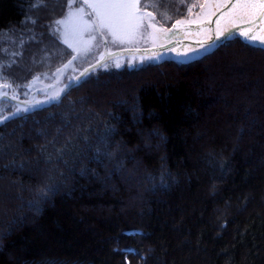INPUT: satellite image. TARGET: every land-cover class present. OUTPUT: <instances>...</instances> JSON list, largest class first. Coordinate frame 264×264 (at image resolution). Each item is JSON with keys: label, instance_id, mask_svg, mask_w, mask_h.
Instances as JSON below:
<instances>
[{"label": "trees", "instance_id": "16d2710c", "mask_svg": "<svg viewBox=\"0 0 264 264\" xmlns=\"http://www.w3.org/2000/svg\"><path fill=\"white\" fill-rule=\"evenodd\" d=\"M69 2L0 0L11 85L72 58L54 23ZM193 2L141 5L171 25ZM102 63L0 122V264H264V47L236 36L189 62Z\"/></svg>", "mask_w": 264, "mask_h": 264}, {"label": "rangeland", "instance_id": "374dc122", "mask_svg": "<svg viewBox=\"0 0 264 264\" xmlns=\"http://www.w3.org/2000/svg\"><path fill=\"white\" fill-rule=\"evenodd\" d=\"M88 2L89 0H78L80 5L76 6L74 3L71 8L68 7L62 19H65L68 12L80 7L84 8L85 13H92V9L87 7ZM237 2H242V0H196L189 7L188 15L185 18L177 19L171 25L157 18L148 7L141 8L142 13L151 12L155 19L151 17L144 19L141 27L132 36L125 37L123 42L114 43L106 30L103 38L94 30L85 32L82 40H72L70 37V42L81 49L85 46V42L89 41L90 36H96V39L91 41V50L85 54H77L73 48L69 47L73 52L72 58L69 60L71 63L68 61L45 77H33L24 85L13 86L8 82L10 87H2L6 79H4L5 76L2 73V67H0V95H10L12 100L19 102H16L14 112L1 118L0 122L29 110L31 105L53 101L88 65L100 61L103 62L100 66L103 70L139 68L163 60L189 62L210 52L221 42L229 39L226 37L236 36L242 37L251 44L264 47V44L259 41H250L240 34L242 30L249 28L256 10H248L247 13H244L242 9H232L231 5ZM195 7L196 10H194ZM213 19L214 35L211 28ZM94 20V15L83 16L85 22L92 23ZM177 21H181V23L178 24ZM150 23L154 27H150ZM80 26L79 22L74 21L67 26L57 25L56 30L63 41L66 30L71 32ZM224 29H228V32L216 39L218 33ZM250 34L264 37V18L260 20L258 30L253 28ZM73 56H76V59H73ZM3 63L7 64L8 62ZM117 64L120 66L117 67ZM19 88L22 89V92L18 90Z\"/></svg>", "mask_w": 264, "mask_h": 264}, {"label": "snow or ice", "instance_id": "6c2138e0", "mask_svg": "<svg viewBox=\"0 0 264 264\" xmlns=\"http://www.w3.org/2000/svg\"><path fill=\"white\" fill-rule=\"evenodd\" d=\"M75 2L76 0H70L68 6L71 8ZM41 3H43V0H37V4ZM33 6L35 7L36 5ZM151 6L153 5H141V0H89L87 7L92 9V13H85L84 8L80 7L68 12L65 19L56 20L54 23L56 25L67 26L74 21L79 22L80 27L73 29L71 32L65 31L63 42L68 47L73 48V51L77 52V54H85L91 50V41H94L96 36H90L89 41L85 42V46L82 49L75 47L70 42V37L72 40H82L85 32L94 30L103 38L106 30L114 43L117 41L123 42L125 37L132 36L141 27L144 19L148 17L155 19L152 17L151 12L145 14L140 11L141 7L147 8ZM231 8L242 9L244 13H247L248 10H256L254 11L253 20L250 22L249 28L242 30L240 34L250 41H259L261 44H264V37L250 34L253 28H257L258 30L260 20L264 18V0H242V2L233 3ZM84 15H94L95 20L92 23L85 22L83 21ZM177 23L179 24L181 21H177ZM93 24L95 25L94 28ZM149 26L154 27L151 23ZM225 32H228V29H224L218 33L216 39L224 36ZM209 39L212 38L209 37ZM73 59H76V56H73ZM119 66L117 64V67ZM2 87H10L7 80H4Z\"/></svg>", "mask_w": 264, "mask_h": 264}, {"label": "water", "instance_id": "95a60500", "mask_svg": "<svg viewBox=\"0 0 264 264\" xmlns=\"http://www.w3.org/2000/svg\"><path fill=\"white\" fill-rule=\"evenodd\" d=\"M211 28H212L213 35H214V19H213L212 22H211ZM82 75H83V74H82ZM82 75L78 76V78H76V79L74 80L73 84L77 83V82L81 79ZM61 96H62V94H59V95H58L53 101H57V100H59V99L61 98Z\"/></svg>", "mask_w": 264, "mask_h": 264}]
</instances>
